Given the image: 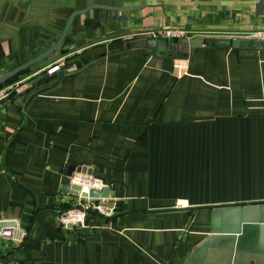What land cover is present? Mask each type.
Instances as JSON below:
<instances>
[{"label": "crops", "instance_id": "0c3cea01", "mask_svg": "<svg viewBox=\"0 0 264 264\" xmlns=\"http://www.w3.org/2000/svg\"><path fill=\"white\" fill-rule=\"evenodd\" d=\"M262 1L146 0L74 17L0 99V264H264V47L173 53L150 35L246 39L264 28ZM142 3L0 0V74L54 43L74 10ZM72 164L110 171L111 216L61 221ZM9 219L19 234L1 235Z\"/></svg>", "mask_w": 264, "mask_h": 264}, {"label": "built area", "instance_id": "2783aa9c", "mask_svg": "<svg viewBox=\"0 0 264 264\" xmlns=\"http://www.w3.org/2000/svg\"><path fill=\"white\" fill-rule=\"evenodd\" d=\"M188 31L173 28L168 29L164 27H157L150 31V35L155 38H178L182 39L189 37ZM248 40H260L264 41V28L256 29L250 32H247L243 36ZM190 59L189 56H175L173 58V66L176 70V74L181 76L187 74L189 71ZM60 64L51 65L48 69L49 72H54L60 68ZM25 80V78H24ZM23 80H17L11 82L8 85L0 88V99L7 97L12 94V92L17 91L21 87ZM70 182L76 184L80 187L77 193H74V198L70 199L68 202L69 207L62 211L60 214V219L64 224H83L87 218V215L90 213H100L106 216H111L114 212V206H109L108 201L109 197L103 196L101 192L107 186V183L104 178L90 174L87 172L74 171L69 176ZM91 189L99 190L100 194L98 196H90L89 192ZM86 192L87 195L83 193ZM1 235L3 236H13V230L3 231Z\"/></svg>", "mask_w": 264, "mask_h": 264}, {"label": "water", "instance_id": "95a60500", "mask_svg": "<svg viewBox=\"0 0 264 264\" xmlns=\"http://www.w3.org/2000/svg\"><path fill=\"white\" fill-rule=\"evenodd\" d=\"M146 4V0H143V3L141 5H137V6H121V7H115V6H110V5H100V4H93L90 6H87L83 9H77L74 10L68 17V19L66 20L60 35L58 36V38L54 41V43H52L47 49L39 52L38 54L34 55L33 57H31L30 59L26 60L25 62L16 65L14 67H12L11 69L3 72L0 74V85L4 84L5 82H7L8 80L14 78L15 76L19 75L20 73L26 71L27 69H29L31 66L39 63L40 61L53 56L57 50L61 47L62 42L73 22L74 17L79 14V13H83L87 10H89L90 8L93 7H97V6H101L104 8H109V9H113V10H119V11H125L127 9H137L140 7L145 6ZM260 7H264V0L261 2V5L259 4L257 6V8L259 9ZM167 44L169 45L167 49V52H172V48L177 47L179 49V51L182 52H187L190 48H197L200 46H204V45H209V46H213V45H217V46H222V47H229V46H243V45H250V46H254V47H258V48H262L264 47V41H260V40H248V39H225V38H221V37H195V36H189V37H185L183 39H177L176 42L173 44L175 46L171 47L170 42L167 41L168 39H165ZM160 44V43H159ZM162 48V47H161ZM177 52V51H176ZM177 56V55H176ZM184 56V54L182 55ZM63 71H62V75H63ZM47 89L46 88H40L38 90H36L34 92V94L32 95V97H34L36 94L41 93L43 91H45ZM75 170L77 171H81V172H87L90 174H94L96 176L102 177L105 179L107 186L103 189V191L101 192V194L103 196L108 197L110 194V190H111V183H112V179H111V173L110 171H99V170H95L92 167L86 166V165H75L72 164L69 166L66 175L63 178V189L64 191H71L73 193H77L78 190L80 189V187L76 184H73L70 182V175L72 174V172H74ZM100 191L97 189H91L89 192L90 196H98L100 193ZM84 195H87L86 192L83 193ZM10 220V221H9ZM8 221H3L2 225L4 229H9V230H13V227H16V231H14L15 233L18 231L19 229L17 228V224L16 221L14 219H9ZM8 222V223H7ZM68 225H73V223H69ZM12 227V228H11ZM3 230V229H2ZM17 232V234H19Z\"/></svg>", "mask_w": 264, "mask_h": 264}, {"label": "rangeland", "instance_id": "374dc122", "mask_svg": "<svg viewBox=\"0 0 264 264\" xmlns=\"http://www.w3.org/2000/svg\"><path fill=\"white\" fill-rule=\"evenodd\" d=\"M180 29V28H179ZM169 39H171L172 41L170 42L171 43V47H173V46H175V45H173L175 42H176V39L175 38H169ZM183 39V38H182ZM154 40H156V39H154ZM160 42L162 43V45L164 46V48H168V44H167V42H166V40L165 39H160ZM176 51H179V49L177 48V47H175V48H172V52L174 53V52H176ZM187 56V55H186ZM190 59V58H189ZM58 61V60H57ZM60 61V60H59ZM58 61V62H59ZM40 71V70H39ZM38 71V72H39ZM28 76V72H26V73H24V74H20L19 76H17L16 78H14L13 80H12V82H14V81H17V80H20V79H22L23 81H24V78L25 77H27ZM178 76H180L179 75V73H178ZM6 85V84H5ZM6 231V230H5Z\"/></svg>", "mask_w": 264, "mask_h": 264}, {"label": "trees", "instance_id": "16d2710c", "mask_svg": "<svg viewBox=\"0 0 264 264\" xmlns=\"http://www.w3.org/2000/svg\"><path fill=\"white\" fill-rule=\"evenodd\" d=\"M176 40L178 39V38H175ZM28 70V69H27ZM23 73V72H22ZM22 73H20V74H22ZM19 74V75H20ZM19 75H17V76H19ZM17 76H15L14 78H16ZM14 78H12V79H10V80H8L7 82H5L4 84H7V83H10V82H12V80L14 79ZM3 85V84H2ZM2 85H0V87L2 86Z\"/></svg>", "mask_w": 264, "mask_h": 264}]
</instances>
